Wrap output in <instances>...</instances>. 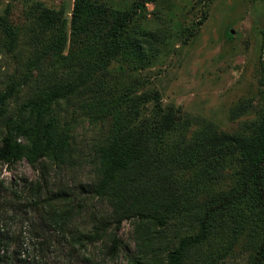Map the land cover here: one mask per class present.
Listing matches in <instances>:
<instances>
[{
	"label": "rangeland",
	"instance_id": "374dc122",
	"mask_svg": "<svg viewBox=\"0 0 264 264\" xmlns=\"http://www.w3.org/2000/svg\"><path fill=\"white\" fill-rule=\"evenodd\" d=\"M75 1L0 0V144L9 133L22 148L0 161V264H168L207 203L247 178L231 141L209 147L218 132L252 137L264 125V0H82L90 22L73 25ZM50 94L42 123L53 118L68 153L30 163L36 105ZM170 111L171 128L147 129ZM137 128L142 175L128 193L98 191L111 137ZM129 199L139 209L123 215ZM257 204L219 211L180 264H251Z\"/></svg>",
	"mask_w": 264,
	"mask_h": 264
},
{
	"label": "trees",
	"instance_id": "16d2710c",
	"mask_svg": "<svg viewBox=\"0 0 264 264\" xmlns=\"http://www.w3.org/2000/svg\"><path fill=\"white\" fill-rule=\"evenodd\" d=\"M142 2H148L150 0H140ZM91 13V14H90ZM93 13L89 4H84L82 0H76L73 5V14L71 22L73 25L76 23H89L90 17ZM83 15V16H82ZM49 18H52L49 16ZM83 18V19H82ZM86 18V20H85ZM82 19V20H81ZM81 20V21H80ZM122 23H117L114 28L112 36L116 38L118 36L119 29ZM87 78L82 79L80 82L70 84L65 87L64 90H74L84 84ZM55 90V91H54ZM54 92L60 91L54 89ZM7 93H0V103L4 102ZM53 102V94L43 98L35 109V122L34 124H42L40 132L35 131V135L30 137V148L27 150L26 158L30 163H33L38 158H45L50 156H56L58 159L64 157L68 153V147L64 144V139L53 128V118H48L46 122L42 123V115L45 113L44 109L47 104ZM176 117L172 114V111L167 112L163 117L156 120L152 128H147L156 131H164L172 127L174 119ZM34 131V126L27 130L30 134ZM213 143L210 145V149L219 144L230 142L232 148L242 152L244 156L249 159V172L247 178L244 180L241 189L235 193L223 195L217 199H211L199 219L198 232L196 235L182 237L177 247L169 253L168 264H180L182 261L185 250L194 245L205 241L211 233V225L216 214L231 206L239 198L252 196L260 208L261 220H262V234L260 242L256 248L253 260L251 264H264V125L260 128L259 132L252 137H245L237 134H231L226 132H218L215 136L210 137ZM143 135L138 133L137 129L128 130L125 133L122 131L113 135L104 149L105 161L104 170L105 174L102 177L98 191H106L107 189L113 191L114 188L123 189L128 193L133 188L134 182L142 175V160L143 155ZM22 154V148L17 141L8 133L3 137L0 144V161L11 163L20 158ZM119 175L122 177V183L116 185L114 183V176ZM163 195V194H162ZM127 197V194H125ZM156 196V195H155ZM154 196V197H155ZM153 197V198H154ZM158 200V197L154 198ZM130 201V199H129ZM137 204L135 202H129L123 206V215L134 213L139 208H135ZM55 210H52L54 220L60 222L63 220L61 216L54 215ZM153 216V215H152ZM124 218V217H123ZM159 222H163L162 217L154 216ZM121 221V218L118 222ZM5 235L0 233V250L3 249V243L6 239ZM4 237V238H3ZM117 246L116 239H113L111 248L115 249Z\"/></svg>",
	"mask_w": 264,
	"mask_h": 264
}]
</instances>
